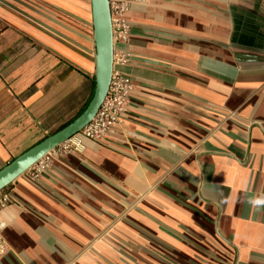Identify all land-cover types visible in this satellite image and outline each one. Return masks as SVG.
Returning a JSON list of instances; mask_svg holds the SVG:
<instances>
[{
  "label": "crops",
  "instance_id": "obj_1",
  "mask_svg": "<svg viewBox=\"0 0 264 264\" xmlns=\"http://www.w3.org/2000/svg\"><path fill=\"white\" fill-rule=\"evenodd\" d=\"M124 19L122 123L0 192V264H264V0ZM95 54L90 0H0V170L86 110Z\"/></svg>",
  "mask_w": 264,
  "mask_h": 264
},
{
  "label": "water",
  "instance_id": "obj_2",
  "mask_svg": "<svg viewBox=\"0 0 264 264\" xmlns=\"http://www.w3.org/2000/svg\"><path fill=\"white\" fill-rule=\"evenodd\" d=\"M95 43V91L86 110L70 125L41 141L0 170V192L58 146L78 135L104 102L114 70V38L109 0H90Z\"/></svg>",
  "mask_w": 264,
  "mask_h": 264
},
{
  "label": "built area",
  "instance_id": "obj_3",
  "mask_svg": "<svg viewBox=\"0 0 264 264\" xmlns=\"http://www.w3.org/2000/svg\"><path fill=\"white\" fill-rule=\"evenodd\" d=\"M112 14L113 38L114 43L125 42L129 33V25L124 19L132 0H109ZM128 57L121 54L114 57V64H126ZM133 91V83L130 77L114 68L110 87L107 96L102 103L94 119L75 137L58 146L59 151L70 153L77 151L83 144V139L92 141H102L114 129L120 125L124 118L126 106ZM56 148V149H57ZM56 149L42 158L35 166L28 170L31 178L37 179L41 173L48 167L52 154ZM12 202L8 193L0 195V211ZM8 247L6 241L1 236L0 230V259L6 255Z\"/></svg>",
  "mask_w": 264,
  "mask_h": 264
},
{
  "label": "clouds",
  "instance_id": "obj_4",
  "mask_svg": "<svg viewBox=\"0 0 264 264\" xmlns=\"http://www.w3.org/2000/svg\"><path fill=\"white\" fill-rule=\"evenodd\" d=\"M261 201H259V200H257V201H255V203H257V204H259Z\"/></svg>",
  "mask_w": 264,
  "mask_h": 264
},
{
  "label": "rangeland",
  "instance_id": "obj_5",
  "mask_svg": "<svg viewBox=\"0 0 264 264\" xmlns=\"http://www.w3.org/2000/svg\"><path fill=\"white\" fill-rule=\"evenodd\" d=\"M58 150H59V148L56 149V151H58ZM26 175H27V174H26ZM0 195H1V193H0Z\"/></svg>",
  "mask_w": 264,
  "mask_h": 264
}]
</instances>
